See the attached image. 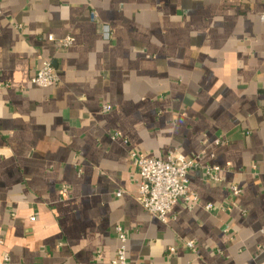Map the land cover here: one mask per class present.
Instances as JSON below:
<instances>
[{
  "label": "crops",
  "instance_id": "1",
  "mask_svg": "<svg viewBox=\"0 0 264 264\" xmlns=\"http://www.w3.org/2000/svg\"><path fill=\"white\" fill-rule=\"evenodd\" d=\"M262 14L264 0H0V264H112L118 227L129 264H264ZM45 60L51 87L31 82ZM172 148L198 161L199 199L165 224L136 200L130 151Z\"/></svg>",
  "mask_w": 264,
  "mask_h": 264
},
{
  "label": "built area",
  "instance_id": "2",
  "mask_svg": "<svg viewBox=\"0 0 264 264\" xmlns=\"http://www.w3.org/2000/svg\"><path fill=\"white\" fill-rule=\"evenodd\" d=\"M91 19L94 21L97 19L94 12L91 13ZM261 19L264 20V14H262ZM100 30L106 39L111 38L112 31L108 25L101 24ZM48 39L55 42L60 51L71 48L76 41L75 36L71 34L63 38H56L53 34H49ZM59 81L58 70L52 60H45L31 78V82L40 87H51ZM103 110L109 112L111 107L106 105ZM130 158L141 176L140 189L136 200L151 215L167 224L169 213L179 201H185L190 208L198 202L199 196L196 192L190 190L188 177L191 169L199 167V163L195 158L185 156L174 148L168 150L164 158L149 157L137 151H130ZM220 170L219 166L205 167L206 175L212 181H219L218 172ZM241 192L240 186L233 185L231 187V197H237ZM206 208L208 210L212 209L213 204H207ZM117 234L120 246L117 257L112 261V264H129L126 253L127 235L121 227L117 228ZM185 245L195 250L194 242L186 240ZM174 252H176V248H170L169 254ZM8 259L9 257L6 256V260Z\"/></svg>",
  "mask_w": 264,
  "mask_h": 264
}]
</instances>
